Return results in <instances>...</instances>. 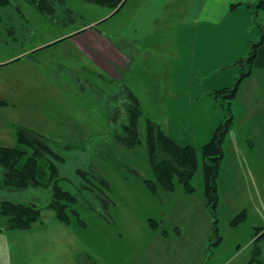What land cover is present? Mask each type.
Returning a JSON list of instances; mask_svg holds the SVG:
<instances>
[{
	"label": "rangeland",
	"instance_id": "1",
	"mask_svg": "<svg viewBox=\"0 0 264 264\" xmlns=\"http://www.w3.org/2000/svg\"><path fill=\"white\" fill-rule=\"evenodd\" d=\"M63 1L74 12L64 25L50 22L24 0L15 1L22 16L15 15L12 21L3 17L0 60L6 54H18L19 59L0 66V101L5 102L0 106V146L15 147L16 130H24L43 136L65 158L58 164L61 177L66 178L60 183L79 196L75 213H67L70 223L65 226L75 233L80 248L75 264H207L211 217L203 194L201 148L226 118L228 100L215 95L217 90L231 88L240 76L237 62L249 56L252 43L246 42L252 38L249 21L230 4L223 17L184 25L180 8L185 0H180L168 10L170 17L158 23L150 47L140 48V57H133L122 72L116 63L119 50L115 45L127 48L116 39H121L139 0H124L120 10L83 0ZM243 6L247 9L249 4ZM260 19L261 12L252 14L257 32ZM91 24L94 33L102 31L111 37L116 44L106 34L103 43L116 54L95 42L87 45L84 38L70 37L72 31ZM10 27L12 35L7 33ZM159 41L164 49L157 45ZM144 42L141 45L146 39ZM121 87L132 93L142 113L140 144L134 148L114 138L121 118L116 125L112 121L111 109L119 103L114 105L110 98ZM232 112L235 115L234 105ZM147 120L158 124L177 145L194 148L197 164L190 180L192 193L176 176L172 191L156 184L146 149ZM234 125L229 134L239 137V125L236 121ZM77 169L91 170L107 183L106 190L90 179L111 202L104 213L83 200L86 193L84 197L78 193ZM1 174L0 168V200L45 204L42 189L7 192L1 188ZM145 181L154 183L155 191ZM256 195L261 209H251L249 216L246 210V221L237 227H230L229 221L242 210L237 211V205L248 198L243 195L241 202L226 203L221 196V242L210 246L209 264H264V237L254 242L253 236L254 228H264V176ZM42 212L33 227L60 225L53 211ZM149 221L156 223L154 228ZM10 233L0 231V264H54L59 260L47 252L33 263L29 251L20 250L21 238ZM258 247L262 260L252 259Z\"/></svg>",
	"mask_w": 264,
	"mask_h": 264
},
{
	"label": "trees",
	"instance_id": "2",
	"mask_svg": "<svg viewBox=\"0 0 264 264\" xmlns=\"http://www.w3.org/2000/svg\"><path fill=\"white\" fill-rule=\"evenodd\" d=\"M17 0H0V24L3 17H7V21H12L15 15H20ZM37 13L43 15L47 20L53 23L71 21L74 12L67 7L63 0H24ZM87 3L108 6L113 9L120 10L124 0H83ZM125 0L124 2H126ZM124 4V3H123ZM236 6V5H234ZM233 6V7H234ZM232 7V8H233ZM247 8L256 16L259 12L264 14V0H258L255 4L249 5ZM11 9V10H10ZM12 27L7 29L9 35L13 34ZM2 29L0 28V31ZM18 60V59H17ZM240 69V76L235 79L231 88H223L217 90L215 98L222 97L227 101V113L225 120L214 130L211 139L202 146L201 154L203 159L202 174L204 185V198L206 201V209L211 217V235L209 238V247L207 249L209 264L211 262L212 253L209 249L211 245L217 246L221 242L219 235V191L217 188V179L221 171V165L224 160L223 144L233 127L232 105L238 91L239 84L251 76L256 69L264 70V34L261 33L260 39L250 45V52L247 58L237 62ZM104 80V79H103ZM112 86L113 83L107 82ZM122 94V95H120ZM109 99V98H108ZM114 106L111 109V119L116 125L120 121V130L115 133V139L125 147L134 148L140 144L138 133V122L142 116L139 110L136 98L132 93L121 87L120 92L112 95ZM5 102L0 101V106H4ZM15 147L0 146V168L1 188L7 192L26 191L28 189H42L47 198L43 206L38 205L36 200L29 202H16L14 200H0V231H21L25 232L33 228L41 220L43 210L49 209L54 212L55 220L64 225H69V217L67 213H75V206L78 202V195L64 189L61 181L65 177H61L59 165L65 162V158L55 151L48 141L41 135L29 133L24 130H16ZM146 149L147 154L154 171L156 184H159L164 190L172 191L173 178L178 177V181L185 186L187 192L192 193L194 189L191 187L190 180L196 171V154L191 146L181 147L177 145L171 138L165 134L158 124L151 120L146 121ZM77 178L81 180L76 186L78 193L92 208L104 213L111 202L107 199L102 190L98 189L90 179L96 184L108 189L107 183L93 171H85L77 169L75 171ZM148 187L155 189V184L145 181ZM155 191V190H154ZM152 191V192H154ZM92 200H96L98 206L92 204ZM247 219V212L240 211L229 221L230 227H237ZM152 228L155 222L149 221ZM168 235L167 232H163ZM260 235V236H259ZM254 242H259L264 237V228H254ZM262 251V249H261ZM261 258L260 248H256L252 253V259ZM251 259V260H252ZM259 260H262L259 259ZM94 264V263H90Z\"/></svg>",
	"mask_w": 264,
	"mask_h": 264
},
{
	"label": "crops",
	"instance_id": "3",
	"mask_svg": "<svg viewBox=\"0 0 264 264\" xmlns=\"http://www.w3.org/2000/svg\"><path fill=\"white\" fill-rule=\"evenodd\" d=\"M257 1L185 0L180 11L186 22L184 25H200L202 22L204 23V21L217 16L223 17L230 4L236 5L232 10L243 12V15L249 21L252 38H249L246 42L250 44L251 42L256 43L260 39L261 33L264 34V14L261 13L262 26L260 31L257 32L253 27L251 10L243 8L245 7L243 5H253ZM179 2L180 0H139L138 9L127 22V27L121 39H116V41L124 43L127 50L121 48L118 42L117 45L108 34L102 31L94 33L92 30L95 25L93 24L86 25L87 28L85 29L74 30L69 35L74 37V40L84 38L83 40L87 45L94 42L96 43L94 45L100 44L101 49L116 54L111 48L109 49L107 43H103L105 41L104 34L108 35L109 40L111 39L116 44L115 46L120 52V54L117 53L115 59L123 72L129 68L132 58L137 54L139 55L140 48L150 47L151 41L149 40L156 34L158 23L167 20L170 17L169 11ZM144 39L147 43L141 45V43H145ZM51 43H54V41ZM157 45L164 49L160 41L157 42ZM17 59H19L18 54H6L0 60V66L17 61ZM233 105L235 107L233 126L235 128L236 121V126L239 125L240 128V136L238 137L232 133V135L228 134L223 144L225 156L217 179L219 205H221V196L227 199L226 203H237L241 202L239 199L245 195L248 198L247 202L244 204L241 202L239 206L237 205L236 210H249V216L251 209H261L260 197L259 195L255 196V192L259 193L260 179L264 176L260 172L264 171V70H254L251 76L239 84ZM240 108H243L242 112H240ZM257 140L259 141L258 145H255ZM5 234L7 235V233ZM10 234H14L10 236L17 239L21 238V243L24 242V244L19 245L20 250L23 249L26 254L29 251L27 256L30 257L33 263L39 261L37 259H40L43 254L50 252L51 258L59 259L54 264H75L77 257L81 254L75 241V233L62 224L57 226L42 224L25 232L11 231Z\"/></svg>",
	"mask_w": 264,
	"mask_h": 264
}]
</instances>
